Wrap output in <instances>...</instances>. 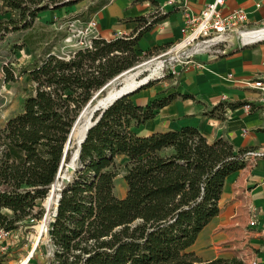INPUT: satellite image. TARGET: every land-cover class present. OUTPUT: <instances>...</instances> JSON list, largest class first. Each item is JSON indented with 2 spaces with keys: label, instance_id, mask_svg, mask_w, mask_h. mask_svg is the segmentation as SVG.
I'll list each match as a JSON object with an SVG mask.
<instances>
[{
  "label": "trees",
  "instance_id": "trees-1",
  "mask_svg": "<svg viewBox=\"0 0 264 264\" xmlns=\"http://www.w3.org/2000/svg\"><path fill=\"white\" fill-rule=\"evenodd\" d=\"M81 1L0 0L2 15H9L0 19V37L24 32L14 49L29 50L32 62L19 73L33 86L21 113L0 129V228L7 231L42 219V211L30 215L56 179L78 115L94 92L137 64L138 42L161 19L136 18L131 34L91 38L88 46L62 57L43 41L38 30L47 26L37 20ZM105 3L91 5L88 13ZM3 75L6 82L15 80L8 67ZM175 98L137 107L126 96L94 114L99 119L60 193L44 264H245L237 257L202 261L189 249L218 215L225 179L245 166L251 150L234 151L223 139L208 143L191 127L148 137L133 131ZM241 105L221 102L204 115L223 120L227 109ZM118 156L127 161L117 165ZM120 174L126 184L122 199L113 193Z\"/></svg>",
  "mask_w": 264,
  "mask_h": 264
},
{
  "label": "crops",
  "instance_id": "crops-1",
  "mask_svg": "<svg viewBox=\"0 0 264 264\" xmlns=\"http://www.w3.org/2000/svg\"><path fill=\"white\" fill-rule=\"evenodd\" d=\"M99 1L88 0L87 5ZM212 1L107 0L90 14L89 20L96 24L97 37L111 40L131 34L137 28L136 23L132 22L136 18H161L142 35L136 47L138 55L146 52L159 54L181 39L180 29L185 13L198 14ZM83 3L81 1L76 5ZM235 9L247 13L249 28L264 27V7L257 9L252 0H224L220 11L222 15H227ZM176 71L174 81L169 76L130 95V100L137 107H146L170 96L176 97L156 110L153 119L134 128L136 135L148 137L154 133L191 127L208 143L223 139L232 145L234 151L264 150V116L256 87L257 81L264 75V39L248 43L242 48L228 49L227 53L220 56H204L193 63L177 66ZM221 102L242 105L234 110L227 109L223 120L204 115L206 110ZM243 104H251L252 109H245ZM115 161L123 164L127 159L118 156ZM119 177L124 188L117 194L114 187L113 193L122 199L126 194V184L122 174L115 179ZM218 205V215L203 228L189 251L202 261L229 259L235 256L229 252V248H234L242 239L241 242L244 241L250 252L248 261L264 264V242L260 238V231L264 230V157L245 159V166L225 179ZM251 210L256 214V229L247 227ZM10 259L7 255L5 262L0 261V264H11Z\"/></svg>",
  "mask_w": 264,
  "mask_h": 264
},
{
  "label": "rangeland",
  "instance_id": "rangeland-1",
  "mask_svg": "<svg viewBox=\"0 0 264 264\" xmlns=\"http://www.w3.org/2000/svg\"><path fill=\"white\" fill-rule=\"evenodd\" d=\"M83 2L84 3L81 5L75 4L74 6L60 9L63 10L62 13H57L54 11L41 13L37 20V23H42L47 26L38 30L39 34H42L44 36L43 41H45L46 45L53 46L52 51L62 57H67L78 48L87 46L89 40L93 36L97 35L94 29L86 30L87 24L92 21L89 20L90 14L88 13V8L91 5H87L88 0H84ZM1 12L3 11L0 9V13ZM8 16V14L2 15L1 13L0 19L7 18ZM84 19L88 21L83 22ZM23 34L24 32L8 34L5 33L0 37V129L4 127L5 123L9 119L21 113L24 98L29 94V92L33 90V86L29 76L21 75L19 73L22 66H26L32 62V56L27 48H23L21 50L14 49L15 44L19 45L21 43V37ZM157 55L158 53L151 54L148 52L143 55H139L140 60L127 73H134L138 69L142 68L147 69L148 66L153 67V65L159 61H163L164 65H167L169 63V55L151 62V60L154 59V57H156ZM4 67H8L10 69L13 76L15 77L14 81L6 82L4 80ZM150 73V70L143 72L139 78H144ZM125 75L121 74L119 75V77H115L114 79L110 80L104 87L94 92L90 100L86 104H89L88 108L91 109L99 100L105 98L108 91H110L112 88H119L122 85L121 83ZM156 75L154 74L151 77L153 79L148 84L153 85L157 82V80L155 79ZM86 105L84 106V108L86 107ZM83 109L81 110V112L83 111ZM80 114L78 115V117L80 116ZM78 117L76 121L78 120ZM81 120L82 118L79 120V123L81 122ZM75 123L69 133L67 139L68 144L66 142L67 151L62 161L63 167L61 169V172L64 171L65 166L70 162L72 155L76 149V147L74 146L76 137L75 135L71 134ZM77 162L78 161H76L75 163V170L77 168ZM116 164L119 165L120 163ZM73 174L69 177V181L72 180ZM58 180L59 178L57 180H54L44 198L36 201L35 208L30 215L33 216L42 211V219L36 223H31V219H29L27 224H23L24 228H21L22 239L19 241L18 245H16V247L7 254L11 258V264H19L25 261V259L28 257V254L32 251V247L35 244L36 239L38 238V231L40 232L39 228L42 227L40 226L41 221L46 214L48 218L53 213L55 203L51 204L48 208L46 207L45 202L50 195H52L53 200L56 201L58 192L52 194V188L53 185L58 182ZM114 187L117 194L123 190L124 183L121 177L115 179ZM3 214L9 216L6 211H3ZM43 236L38 241L37 247L34 250L31 258L29 259L28 264H44L47 257L50 255L51 245L48 243L45 235ZM241 240L237 242L234 248L231 246L229 248V252L234 253V257L242 259L244 260L245 264H248L250 252L249 250H247V245L244 244V241L241 242ZM5 257L6 255L1 256L0 261L4 260L5 262Z\"/></svg>",
  "mask_w": 264,
  "mask_h": 264
},
{
  "label": "built area",
  "instance_id": "built-area-1",
  "mask_svg": "<svg viewBox=\"0 0 264 264\" xmlns=\"http://www.w3.org/2000/svg\"><path fill=\"white\" fill-rule=\"evenodd\" d=\"M252 1H254L257 9L264 7V0ZM223 5L224 0H213L198 14L191 15L185 13L184 22L180 29L181 39L151 60L152 62L167 55L170 57L169 63L167 65H164L163 63L162 68L157 72L158 74L155 78L157 81L165 80L169 76L174 81L177 76V66H184L193 63L195 60L204 56H220L227 53L228 49H236V40L238 41V47L242 48L246 44L241 41V34L257 32L264 28H249L247 13L242 9H235L227 15H222L220 9ZM90 29L96 31V24L94 21H90L87 24L86 30ZM95 37H97V35L92 38ZM152 79L153 78L149 79L147 82L149 83ZM256 87L258 90L260 110L264 116V75L259 78ZM244 108L247 110L251 109L250 105H245ZM244 157L245 159L263 158L264 150L247 152ZM53 213L48 218L47 214L44 216L40 224L42 227L45 226L44 232L41 233L38 231V238L32 247V251L28 254L25 261L19 264H28L29 259L37 247L38 241L43 235H45L48 241V229L49 224L52 221ZM250 214L251 216L247 223V227L249 229H256L257 223L254 210H251ZM30 221L31 223H36L32 219ZM21 228L10 231L0 228V257L7 256V254L18 245L19 241L22 239ZM260 238L264 242V230L260 231ZM249 264H256V262L250 261Z\"/></svg>",
  "mask_w": 264,
  "mask_h": 264
},
{
  "label": "bare ground",
  "instance_id": "bare-ground-1",
  "mask_svg": "<svg viewBox=\"0 0 264 264\" xmlns=\"http://www.w3.org/2000/svg\"><path fill=\"white\" fill-rule=\"evenodd\" d=\"M264 39V28H262L261 30L257 31V32H252V33H248V34H241V41L244 43V44H247V43H252V42H255V41H258V40H262ZM163 66V62H157L153 65V67L151 66H148L147 69H138L136 72L134 73H127L128 71L122 73V74H126L122 80V85L119 87V88H112L110 91H108V93L106 94V99L110 98L111 96H113L114 94L116 93H126V92H130L134 89H136L138 86L146 83L149 79H151V77L155 74H157V72L162 68ZM151 71V73L149 75H147L146 77L144 78H139L143 72H146V71ZM121 75V74H120ZM119 77V76H117ZM112 82V81H111ZM90 110L89 108L86 109V111L83 112L82 114V120L81 122L79 123V121L77 123H75V126L73 128V131H72V135H75L74 139L76 140L75 142V151L72 155V158L70 160V162L66 165L67 167H72L73 163L74 162V158L77 154V144L78 142L82 139L83 137V134H84V131H85V128H86V125L88 123V119H89V116H90ZM73 138V137H72ZM74 140V141H75ZM72 176V175H71ZM69 178V174L67 173V171L64 169L63 172L60 171L59 173V180L57 183H55L53 185V188H52V194L58 192V189H60L61 185L63 184V182ZM53 201V202H52ZM55 203V200H53V196L50 195L49 198L46 200L45 202V205L46 207L49 208V206L51 204ZM44 229H45V226L44 227H40L39 230L41 233L44 232ZM24 260V259H23Z\"/></svg>",
  "mask_w": 264,
  "mask_h": 264
},
{
  "label": "water",
  "instance_id": "water-1",
  "mask_svg": "<svg viewBox=\"0 0 264 264\" xmlns=\"http://www.w3.org/2000/svg\"><path fill=\"white\" fill-rule=\"evenodd\" d=\"M236 49L239 48L238 47V41L236 40ZM148 85V82L138 86L136 89L130 91V92H126V93H116L114 94L113 96H111L110 98L106 99L103 98L102 100H99L90 110V116H89V119H88V123L86 125V128H85V131H84V134H83V137L82 139L78 142L77 144V154L74 158V162L76 163V161L78 160L79 158V154H80V149H81V145L84 143L86 137H87V134H88V131L97 123L99 117L95 120H93V116L96 112H100V114L106 110L108 107H110L114 102L118 101L119 99L123 98V97H126V96H130L131 94H133L136 90L144 87ZM89 107V104L86 105V107L83 109V111L81 112L80 116L78 117V120L76 121V123L82 118V114L84 111H86V109ZM68 144V142H67ZM67 144L65 146V149H64V155L66 154V151H67ZM63 161V160H62ZM75 163H73L72 167H67L65 166V170L67 171V173L69 174V177L74 173L75 171ZM63 167V163H61L60 167H59V170H58V173H57V176H56V180L59 178V173L61 171ZM69 183V178L66 179L63 184L61 185L60 189H58V195L56 197V201H55V205H54V213H53V216H52V221L50 222L49 224V229H48V236L50 234V231L52 229V225L55 221V217H56V211H57V206H58V202H59V199H60V193L62 192L63 188Z\"/></svg>",
  "mask_w": 264,
  "mask_h": 264
}]
</instances>
